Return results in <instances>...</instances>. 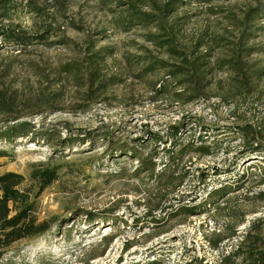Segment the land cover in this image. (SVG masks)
I'll return each mask as SVG.
<instances>
[{
    "label": "rangeland",
    "instance_id": "rangeland-1",
    "mask_svg": "<svg viewBox=\"0 0 264 264\" xmlns=\"http://www.w3.org/2000/svg\"><path fill=\"white\" fill-rule=\"evenodd\" d=\"M168 3L0 0V31H60L30 48L0 38V86L34 127L30 137L0 144L10 155L0 175L29 179L34 166L64 167L36 199V217L52 221L51 230L1 251L0 264H240L231 255L242 235L264 237V157L243 156L249 147L233 134L242 123L264 131V106L233 98L235 80L219 70L237 50L249 69H264V0H189L169 11L163 33H178L180 51L208 61L209 88L191 103L168 80L181 63L150 42L158 26L122 24L132 9L167 14ZM99 51L105 60L93 76L87 63ZM179 127L184 143L206 131L205 144L218 146L186 156L167 183L156 178L163 155L155 174L143 161L164 153ZM151 134L163 143L140 149ZM136 147L140 159L130 153ZM227 185L231 195L213 197Z\"/></svg>",
    "mask_w": 264,
    "mask_h": 264
},
{
    "label": "trees",
    "instance_id": "trees-1",
    "mask_svg": "<svg viewBox=\"0 0 264 264\" xmlns=\"http://www.w3.org/2000/svg\"><path fill=\"white\" fill-rule=\"evenodd\" d=\"M188 4L189 0H169L160 15H149L148 13L137 12L132 9L128 12L127 17L123 20V25L127 27L140 26V28L150 30L157 25L161 34L151 37V43L157 48L165 50L171 57H174L181 64L174 66V71L169 73L170 82L177 85L179 91L176 93L180 101L188 100L191 103L194 100L203 98L207 87L205 85L206 69L208 61L206 55L197 56L191 59L188 54L180 51L176 46L178 33L172 32L169 35L164 34L166 31L164 25L168 18L169 11L176 6ZM60 32L53 30L48 25H43L40 30L33 33L17 28H7L0 31V38L5 42L14 44L22 48H30L34 45L46 44L48 40L56 36ZM205 47V46H202ZM201 47V48H202ZM239 51V50H237ZM234 51L229 59L220 61L219 70L226 73L230 78L234 79L233 90L231 96L235 99L251 100L255 105L264 106V69H260L257 73L255 69H249L243 59ZM248 50L241 51L246 53ZM105 57L102 51L94 53L90 61L87 63L91 68L93 76L97 73L98 68L104 62ZM165 64V63H164ZM172 66L164 65L161 69H169ZM80 71L79 69H77ZM173 84V85H175ZM172 85V84H171ZM170 85V87H171ZM162 87V86H161ZM166 90L169 89L167 85ZM220 98V97H219ZM0 116H4L0 120V144H13L19 139L28 138L34 134V127L31 123L23 120L25 116L18 113L15 97L8 89L0 86ZM182 127L173 130L170 134L171 146L163 147L164 153L153 151L150 156L143 161V166L149 167L148 172L155 174L156 160L163 155L162 172L157 175V179L171 180L180 162L188 155L198 154L201 156L212 155L213 149L217 148V143L206 145L205 141L211 136L210 133H200L196 139H191L189 143H184L181 138ZM233 134L238 136L245 147H249L243 156H260L264 157V131L263 128L256 127L248 123H242L235 127ZM151 138H142L137 142L140 149L146 150L151 144L160 146L161 139L157 135H150ZM214 138V137H212ZM160 142V143H159ZM167 144V143H166ZM165 148V149H164ZM122 152H126L125 146L119 148ZM136 149H132L130 153L134 154L136 159H140V155ZM10 155L0 148V160L8 158ZM125 156V155H124ZM162 158V159H163ZM64 167L57 166H34L29 179L24 175L15 172H6L0 175V252L9 249L14 244L23 240H32L44 236L51 230L52 221H40L36 217V199H38L47 189L51 188L60 180V170ZM215 177V176H213ZM243 178V177H242ZM206 178H203V181ZM233 180L232 178H230ZM236 183V181H232ZM264 184V183H263ZM233 186L227 185L218 190L213 197L225 198L232 193H228ZM36 192V196H34ZM233 198L232 196L229 199ZM215 201V199L213 200ZM184 211V210H183ZM184 211V212H192ZM187 213V214H188ZM186 214V213H185ZM240 264H264V237L256 231L249 230L242 235V240L237 246L236 251L231 255ZM149 264H159L158 261Z\"/></svg>",
    "mask_w": 264,
    "mask_h": 264
}]
</instances>
